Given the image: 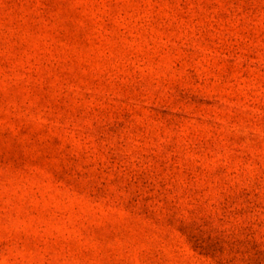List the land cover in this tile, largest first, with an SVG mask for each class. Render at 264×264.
<instances>
[{
  "label": "rangeland",
  "instance_id": "obj_1",
  "mask_svg": "<svg viewBox=\"0 0 264 264\" xmlns=\"http://www.w3.org/2000/svg\"><path fill=\"white\" fill-rule=\"evenodd\" d=\"M0 264H264V0H0Z\"/></svg>",
  "mask_w": 264,
  "mask_h": 264
}]
</instances>
